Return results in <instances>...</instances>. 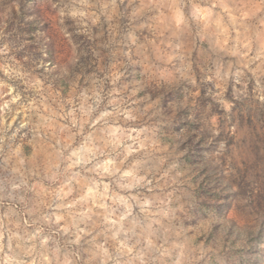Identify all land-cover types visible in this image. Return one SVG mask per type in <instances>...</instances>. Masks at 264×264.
<instances>
[{
  "label": "clouds",
  "instance_id": "1",
  "mask_svg": "<svg viewBox=\"0 0 264 264\" xmlns=\"http://www.w3.org/2000/svg\"><path fill=\"white\" fill-rule=\"evenodd\" d=\"M0 264H264V0H0Z\"/></svg>",
  "mask_w": 264,
  "mask_h": 264
}]
</instances>
